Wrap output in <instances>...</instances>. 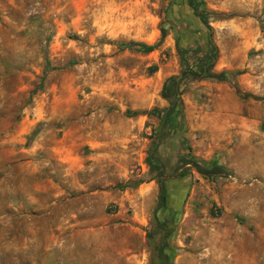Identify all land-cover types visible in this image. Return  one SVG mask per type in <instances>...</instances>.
Wrapping results in <instances>:
<instances>
[{
	"label": "rangeland",
	"instance_id": "rangeland-1",
	"mask_svg": "<svg viewBox=\"0 0 264 264\" xmlns=\"http://www.w3.org/2000/svg\"><path fill=\"white\" fill-rule=\"evenodd\" d=\"M181 1L0 0V264H130L143 251L160 264L163 241L165 264H264V0H201L218 30L209 72L222 55L236 68L183 80L181 115L161 123L133 103L153 76L136 44L171 6L183 64L205 59L206 30ZM161 169L164 199L136 196Z\"/></svg>",
	"mask_w": 264,
	"mask_h": 264
},
{
	"label": "trees",
	"instance_id": "trees-1",
	"mask_svg": "<svg viewBox=\"0 0 264 264\" xmlns=\"http://www.w3.org/2000/svg\"><path fill=\"white\" fill-rule=\"evenodd\" d=\"M200 4H201V0H186V5L191 10L192 15L198 19L200 24H202V26L206 30V34L204 36V43L207 46V52H205V59H202V60L197 59L195 61V64H183V62H185L183 59L184 48H182L181 46L177 44V25L179 24V20L177 19V17L173 16L171 6H169L166 12L165 21L160 25L159 41L156 44L149 45V46H145L143 44H136L141 48L142 52L146 53V52L153 50L159 44L161 39L166 34V30L168 28H171L173 30L174 35L176 36L175 51L178 54V58H179V63H180V68H181L180 76L177 79L175 77V78H168L167 80H165L163 87L161 89V92H160L161 98L168 101L169 108L162 110L160 113L155 108L151 109L148 112H143V114L148 113V114H154V115L159 116V122L161 123H164L167 117L171 115V113L174 110V107L176 108L177 115L178 116L181 115V103L178 97L180 92L178 90V86L183 80L208 78V79H213L216 81H224L223 74H220V73L212 74L209 72L211 68V61H213L215 58V53H214L215 47L211 41V33L207 25V19L205 16V12L202 10H198L197 8ZM189 35L196 38L195 32L193 31L192 32L190 31ZM197 40H199V37L197 38ZM197 49L198 48H195L194 51ZM194 65H196L195 67L197 70H195ZM154 162L155 160H153L151 155L146 158V164L152 165V163ZM181 163L182 165L190 164V166L194 169V171L197 174L205 178L214 177L222 171V168L220 166H205V165L199 164L194 161H182ZM154 165H155L154 166L155 168H158L157 164H154ZM164 180L165 178H163V172L161 169L160 171L157 172V176H156V184L158 188L157 205L165 197ZM154 221H156L155 218H154ZM155 226L160 228V230L165 231V226L163 224H159L158 222H156ZM165 234L166 233H164V235ZM164 246H165V242L163 241L161 244V247H159L158 249V258L160 260V264H165V254L163 253Z\"/></svg>",
	"mask_w": 264,
	"mask_h": 264
},
{
	"label": "crops",
	"instance_id": "crops-1",
	"mask_svg": "<svg viewBox=\"0 0 264 264\" xmlns=\"http://www.w3.org/2000/svg\"><path fill=\"white\" fill-rule=\"evenodd\" d=\"M180 5L182 6L183 10H185L186 13H189L191 19L193 18L195 20H198L196 17L192 15L191 10L186 6V2L182 0L180 2ZM202 11L206 12L205 9H203ZM158 19L159 17L156 16L155 21L149 23L148 26L142 25V29L140 30V32H138L139 34L138 41L140 44L149 46V45H154V43L156 44L159 41L160 32L156 26V22ZM207 25L210 29V33L212 32L211 37L214 40L215 36L217 35L218 30L217 28H214L213 25L211 26V23H207ZM218 27H220L221 29L222 28L224 29L225 37H227V35L232 32L237 34V30L232 28V24L230 23L228 24L227 22H219ZM225 29H226V32H225ZM109 48H110V45H106V49H109ZM166 56L168 57V59ZM140 58L143 60H147L146 67H150V71L153 72L152 84H151V88L150 89L148 88V92H146L147 93L146 96L138 100H134L133 103L134 105L138 106L141 109L150 110L152 108H155L161 112L162 110L169 108L168 101L161 98L160 96V92H161L162 84H163L162 82H164V80L170 78L171 76L176 75L179 69L178 56L176 58L172 32L170 33L166 32V34L161 39L159 44L153 50L146 52V53L143 52L140 55ZM232 59H233L232 57H227L224 55L220 56L217 59L216 63L214 64L212 71H210V73L219 74L220 72L225 71V70L235 69L236 68L235 63L232 61ZM224 75L225 74H223V76ZM221 82H224V81H221ZM213 85L216 86V84H213ZM118 128L121 129L119 126ZM139 129H142L141 126H136V130H139ZM144 130H146V128H144ZM122 131H124V129H122ZM128 163H132L131 160H128ZM156 189L158 193V188L155 187V184L152 181L141 183L138 189L136 190V196L142 194L143 196L150 198L154 194ZM142 219L143 218H139V215L135 216L136 224L138 225L143 224ZM92 242H93V237H92ZM138 255L143 256L144 251L141 254L139 252ZM138 255H135L132 258V260L128 259L127 260L128 263L133 264L135 262V264H141L140 257H138ZM113 259L114 258H112V262H113L112 264H115ZM119 261L121 262V260Z\"/></svg>",
	"mask_w": 264,
	"mask_h": 264
}]
</instances>
